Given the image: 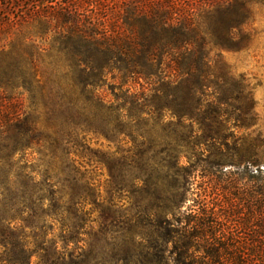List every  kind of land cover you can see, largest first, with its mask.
<instances>
[{
	"label": "trees",
	"instance_id": "1",
	"mask_svg": "<svg viewBox=\"0 0 264 264\" xmlns=\"http://www.w3.org/2000/svg\"><path fill=\"white\" fill-rule=\"evenodd\" d=\"M25 1L0 0V26L55 16L63 27H47V45L33 27H0L16 33L0 47V264H159L169 244L174 264H264V171L242 155L235 172L181 161L200 132L250 127L222 52L247 47L242 27L264 0H130L120 26L109 0H57L53 15ZM89 135L115 151L90 148ZM89 167L106 171L105 196Z\"/></svg>",
	"mask_w": 264,
	"mask_h": 264
},
{
	"label": "rangeland",
	"instance_id": "2",
	"mask_svg": "<svg viewBox=\"0 0 264 264\" xmlns=\"http://www.w3.org/2000/svg\"><path fill=\"white\" fill-rule=\"evenodd\" d=\"M57 0H45V5L43 6V12L45 15L49 14H58L59 9L52 10L47 8V6L54 5ZM65 0H62L64 2ZM107 8H111L108 12L106 19L109 24L114 23L116 26H120L123 23V16L125 9L128 7L130 0H109ZM189 4L196 10L201 9L204 6V1L207 0H188ZM98 2V1H97ZM20 4L22 5V10L24 11L27 6H32L33 4L25 0H21ZM10 9V19L16 20L21 11L15 10L12 6H9ZM103 16V14L101 13ZM106 16V15H105ZM7 16H5L6 18ZM83 19L84 16H82ZM52 23H44L43 21H29L21 24H16L13 26H0V27H33L34 31L36 29L37 36L34 38L35 42L39 45H47L54 42L53 31L49 30L47 27H63L61 24L56 22L55 16ZM125 29L127 27H118ZM242 31L245 34H249L250 38L246 42L247 47L241 51H223L222 52V61L224 64L232 71L233 74V83L241 82L245 88L244 95L247 96L246 106L244 109H248L252 113V122L248 128H231L230 125L223 130H220L219 139L213 140H204L201 138V133H198L197 141V153L195 157H192L191 154H185L189 158H182V163L187 165L191 162L197 165H204L207 162H219L220 169L210 168L212 172L216 170L222 171H231L235 172V166L231 164V160L239 159L240 155L242 157H248L252 160V165H249L248 168L253 173H257V169L264 171V5L257 4L253 8V17L250 22L242 27ZM47 32V33H46ZM237 32V31H236ZM15 31H3L0 30V47L4 46L9 47V44L15 38ZM27 107L26 101L24 102L23 110ZM231 112V111H230ZM238 111H234L237 114ZM172 128L168 129V133L172 134ZM90 148L99 149L103 152H113L115 151V146L111 145L108 147V143L100 137L89 135L87 137ZM179 141V140H178ZM181 141V140H180ZM183 143V142H182ZM181 143V144H182ZM184 145V143L182 144ZM121 147L122 145H118ZM122 149L127 147L122 146ZM239 150V151H238ZM205 161V162H204ZM249 164V163H248ZM200 166L198 169H200ZM246 163L240 165L241 170L244 169ZM92 174V178L95 183L100 184V191L102 195L105 196L106 190V181L109 179L106 171H93L92 167L88 168ZM220 176V173L216 175ZM213 180L219 181L220 179L214 178ZM202 178L198 177L193 189L195 192H200V189L204 187V184L201 183ZM220 186L223 189V192L228 195L227 201L231 203L235 201L241 212L246 215L248 212L247 202L245 199L241 201H236L235 197L232 194L238 193L237 190L232 191L231 195L228 193L230 190L227 186H223L220 182ZM220 188V189H221ZM210 190V189H208ZM218 193V192H215ZM207 195L214 197L215 195L210 191L207 192ZM226 195V196H227ZM210 199V198H208ZM235 199V200H234ZM125 203V202H122ZM121 204V203H120ZM95 217V216H94ZM92 225V223H89ZM98 224L93 226V231L98 229ZM242 241H246L248 237L249 230L245 229L237 233ZM87 243L85 248L88 250L89 245L92 244V237H85ZM119 239H116L115 242H118ZM171 244L169 248L162 252V258L159 260V264H174L173 255L170 253Z\"/></svg>",
	"mask_w": 264,
	"mask_h": 264
}]
</instances>
